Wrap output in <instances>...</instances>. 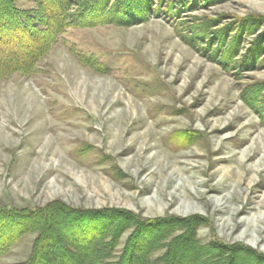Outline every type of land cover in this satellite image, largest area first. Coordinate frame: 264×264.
<instances>
[{
    "label": "rangeland",
    "instance_id": "1",
    "mask_svg": "<svg viewBox=\"0 0 264 264\" xmlns=\"http://www.w3.org/2000/svg\"><path fill=\"white\" fill-rule=\"evenodd\" d=\"M151 4L137 25L67 29L32 72L0 76V206L188 219L202 246L264 264V22L248 33L264 0ZM35 238L0 264L24 263Z\"/></svg>",
    "mask_w": 264,
    "mask_h": 264
},
{
    "label": "trees",
    "instance_id": "2",
    "mask_svg": "<svg viewBox=\"0 0 264 264\" xmlns=\"http://www.w3.org/2000/svg\"><path fill=\"white\" fill-rule=\"evenodd\" d=\"M151 1L32 0L35 12L30 13L17 10L14 0H0V76L32 72L67 29L140 24L152 10ZM263 20L254 21L258 22L256 29L248 33L254 34ZM257 42L251 56H245V64L258 60L262 47L261 40ZM235 54V50L231 52L232 57ZM108 213L111 212L76 210L60 203L19 211L0 206V258L28 234H36V238L22 264H151V254L164 249L165 253L153 264H236V260L241 261L240 254H250L235 247L222 248L220 244L202 246L195 236L199 224L188 219L143 224L139 217L121 211L118 216ZM145 224L149 226L147 233L143 231ZM129 230L122 249L117 251L120 238Z\"/></svg>",
    "mask_w": 264,
    "mask_h": 264
},
{
    "label": "bare ground",
    "instance_id": "3",
    "mask_svg": "<svg viewBox=\"0 0 264 264\" xmlns=\"http://www.w3.org/2000/svg\"><path fill=\"white\" fill-rule=\"evenodd\" d=\"M260 220H264V217H261Z\"/></svg>",
    "mask_w": 264,
    "mask_h": 264
}]
</instances>
